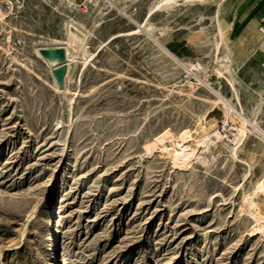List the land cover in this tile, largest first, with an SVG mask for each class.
<instances>
[{"label": "rangeland", "instance_id": "374dc122", "mask_svg": "<svg viewBox=\"0 0 264 264\" xmlns=\"http://www.w3.org/2000/svg\"><path fill=\"white\" fill-rule=\"evenodd\" d=\"M49 1L0 0V264H264L245 201L264 177L257 142L235 159L226 139L191 169L173 168L159 142L191 128L210 95L163 49L182 63L214 59L215 7L162 10L133 34L156 0L108 11ZM70 18L84 25L88 54L73 50L70 66L53 69L46 59L52 49L67 57ZM263 64L255 55L239 72L248 114ZM209 76L231 95L215 64ZM207 120L221 127L223 107ZM253 200L264 212V197Z\"/></svg>", "mask_w": 264, "mask_h": 264}, {"label": "bare ground", "instance_id": "6f19581e", "mask_svg": "<svg viewBox=\"0 0 264 264\" xmlns=\"http://www.w3.org/2000/svg\"><path fill=\"white\" fill-rule=\"evenodd\" d=\"M59 1L63 6H68L69 9L76 6V0ZM44 2L50 1L44 0ZM182 4H204L215 7V21L217 25L214 45L215 58L209 62L182 63L179 59L163 49L166 54L172 57L173 61L179 67L186 71L188 76L196 79L197 83H192V88L194 90L197 89V86L204 87L208 90L210 95L203 100L205 111L196 117L195 123L191 128H183L178 132L168 130L159 137L162 153L166 155L173 165V168L191 169L195 163L207 164V154L212 153L213 148L220 142L223 143L226 139L229 141L227 145L230 154L232 158L235 159L238 158V152L247 140L254 139L258 144L257 151L259 150L261 154L264 155V133H261V129L259 128V116L264 106V87L257 92V105L253 108L252 112L248 114L241 101L240 91L244 83L239 75L246 60L257 55L258 48H264L263 31H259L255 40L251 38L252 36L249 33L241 34L236 38L231 37L238 20L237 16L240 12V7L234 5L233 0H156L153 2L146 19L142 23L137 24L138 29L133 34L141 33V29L151 31L154 28L151 20L157 12L174 9ZM227 10H232L229 20L223 19L222 16ZM75 18H77V16ZM75 18H70V21L67 23L68 44L65 48L67 57H59L56 51L52 49L51 55L46 59L53 69H56V67L64 63H69L68 65L70 66L74 61V56L72 55L73 50H77L78 52L81 50L85 55L88 54L87 45L85 44L87 34L80 30L84 25L76 21ZM253 26H257V22H255ZM90 57H92V55L89 54L86 60ZM213 64L216 65L218 84L221 86L222 82L227 83L231 89V95L226 96L223 94L219 88L214 86L215 83L211 81L209 71ZM261 67L263 68V65ZM219 105L224 109V120L221 127L217 122L207 120L208 114ZM231 123L234 124V127L231 128L234 134L227 131V129L231 127ZM221 128L225 129V133L231 135H224L221 132ZM255 195H262L264 197V177L256 181L251 194L246 195L245 198L248 204V212L256 223L254 230L264 236V212L262 211V213L257 209V204L253 200ZM57 213L58 208L55 205L54 199L50 205V215L56 218L55 216ZM53 232L54 241H58V237L61 234L58 220L53 227ZM61 258L62 254L59 253V261Z\"/></svg>", "mask_w": 264, "mask_h": 264}, {"label": "crops", "instance_id": "0c3cea01", "mask_svg": "<svg viewBox=\"0 0 264 264\" xmlns=\"http://www.w3.org/2000/svg\"><path fill=\"white\" fill-rule=\"evenodd\" d=\"M233 2L240 7V12L232 33L240 35L249 33L255 40L259 31L264 33V0H233ZM255 22L257 26H253ZM257 55L264 56V50L258 48Z\"/></svg>", "mask_w": 264, "mask_h": 264}, {"label": "built area", "instance_id": "2783aa9c", "mask_svg": "<svg viewBox=\"0 0 264 264\" xmlns=\"http://www.w3.org/2000/svg\"><path fill=\"white\" fill-rule=\"evenodd\" d=\"M85 6L91 9L100 10V11H108L113 8L116 4V0H84ZM264 68V64H263ZM259 128L261 129V133H264V106L260 112L259 116Z\"/></svg>", "mask_w": 264, "mask_h": 264}]
</instances>
